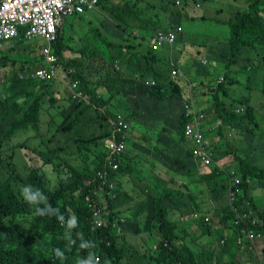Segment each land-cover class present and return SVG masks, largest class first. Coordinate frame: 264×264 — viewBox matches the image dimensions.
<instances>
[{
	"label": "trees",
	"instance_id": "trees-1",
	"mask_svg": "<svg viewBox=\"0 0 264 264\" xmlns=\"http://www.w3.org/2000/svg\"><path fill=\"white\" fill-rule=\"evenodd\" d=\"M216 1L218 5L208 10L209 3L196 6L194 0H99L102 7L108 4L121 35L114 40L107 36L97 40L100 34L96 33V40L91 36L90 41L82 42L88 35L82 37L74 28V21L83 19L85 13L72 15V20L58 27L53 45L70 82L61 87L26 77L27 72L46 67L42 57L35 54L36 50L31 52L25 46L30 43L22 41L10 50L0 49V68H11L10 75H5L7 98H0V264H77L89 251L79 247L77 233L95 242L96 247L91 251H96L100 264H215L224 261L223 254L230 257L228 264L242 260L243 256L250 260L262 256L264 264V247L240 246L235 240L239 229L251 225V220L264 231V167L248 161V151L238 153L236 149L243 144L242 139L229 137L228 133L226 137L213 135L223 133L221 124L212 133L213 154L208 156L206 164L200 165V173L198 163L189 157L190 151L182 154L181 149H177L185 147L182 114L177 126L166 128L162 124V120L177 124L181 99L189 95L188 84L195 80L199 96L209 97L211 101L213 117H219L226 125L236 124L240 131L243 126L246 134L264 129L260 101L264 90L259 85L264 74H258L264 73V53L248 51V48H264V0ZM212 15L217 26L212 29V42L199 43L192 37L191 45L183 43L184 37L193 34L181 25L182 17L198 25V21ZM178 25L181 31L172 48L158 50V54L140 49L156 30L166 31ZM76 38L84 46L83 50L79 55L66 57L65 51L76 53L69 45ZM184 47L188 52L195 50V58H208L211 65L205 68L207 75L202 76V71L193 74L186 63L189 59L184 60L185 55L188 56ZM122 52L129 56L127 70L123 71L115 66L120 56H125ZM250 54L254 55L251 60ZM240 58H246L250 64L241 65ZM215 64L220 65L224 73V80L219 83L214 75ZM140 65H143L144 75L151 71L152 85H145L141 74L139 78L131 75L135 66ZM174 70L181 76H172ZM19 72L23 77H19ZM241 80H245V86H239ZM72 81L80 95L70 90ZM229 85L242 87L248 95L232 97L227 90ZM143 99L155 101L142 102ZM154 102L157 108H146ZM46 107L49 109L44 111ZM164 108H170L171 112H165ZM126 109L130 111L121 112L125 116L122 124H113L115 114ZM133 120L137 128L132 126ZM44 128L46 130L41 131ZM150 131L158 132L159 136L153 140L146 134ZM18 132L22 139L14 138ZM38 134L46 137L33 146L30 140ZM209 135L206 132V136ZM107 138L116 143L126 142L125 153L112 152L106 145ZM160 143L178 152L174 156L180 167L175 176L182 182L176 184L174 190L160 185L161 179L149 173H145L148 179L145 178L144 187L151 184L146 193L137 181L124 186L117 180L114 173L125 176L135 168L129 162L134 147L143 153L142 160L148 165L156 163L158 152L169 153L159 147ZM147 152L153 157L144 158ZM230 153L234 155L235 166L233 200L220 206L221 212L213 220L219 227L214 229L213 223L194 217L195 225L190 227L183 215L199 214L208 207L210 199L215 201L222 197L220 194L208 197L201 182H205L211 194L227 189L226 179L231 172L217 162ZM116 161H120V167L113 170L111 166ZM131 163L134 166L133 159ZM19 185H32L44 192L65 220L76 215L79 226L72 229L75 244L68 245L63 239L66 227L55 216L33 215V209L19 195ZM112 189L116 193L109 201L112 209H109L108 219L94 224L87 203L95 202L100 194ZM140 191L143 199L133 211L130 205ZM233 208L252 209L254 213L246 212L244 222L234 228ZM174 211L181 213L180 222L172 217ZM137 222L141 225L138 229ZM230 226L233 230L224 236L223 231ZM140 231L160 241L139 249L133 245L132 237ZM213 232L225 237L224 242L219 243V251L208 238L202 237ZM54 248H60L66 259H57Z\"/></svg>",
	"mask_w": 264,
	"mask_h": 264
},
{
	"label": "clouds",
	"instance_id": "clouds-1",
	"mask_svg": "<svg viewBox=\"0 0 264 264\" xmlns=\"http://www.w3.org/2000/svg\"><path fill=\"white\" fill-rule=\"evenodd\" d=\"M21 5H16V0H0V49L3 51L10 50L11 48H14V46L19 45L20 42L30 43L31 45H25L28 47L29 51H35V54L40 55L46 64V67H40L34 71H31L29 74L26 73V77L41 80L45 83L53 82L54 85L57 84V81H60L62 84L70 83L66 76L65 71L62 68L60 62H59V56L56 52V46L53 45L56 37H57V30L58 27L64 26L65 22L69 19L72 20L74 14H88L91 11L100 10L101 16L104 17L102 21H99L98 24L92 25L91 29L86 28V21H90L91 19H85V16L83 19H76L74 21V28L78 33H81V36L84 37V35H88V37H84L82 42L84 41H90L91 36L94 40V35L96 33H99L100 36L97 38V40L102 39L106 37V35L103 33V31L100 28H111L113 32L115 30L119 31V34H116V36L121 35L120 28L117 27L113 17L110 15V9L108 7V4L105 5V7L100 6L99 0L91 1V0H59L58 3L50 2L49 0H20ZM210 0H194V4L196 6L204 5L206 3H209ZM216 5H218L217 1L212 0V8H214ZM34 19L39 21V24L35 22ZM45 23H47V28L45 29ZM179 31H181V26L178 25L176 28H172L169 30H156L153 34H151L147 40L145 41V44L142 48V50L149 49L155 53L159 50L160 52L162 50H165L168 48H172L174 46V42L178 36ZM191 36V35H190ZM192 37V36H191ZM78 38L75 39V41L70 42V47L77 50L76 53H72L71 51H65L64 55L66 57L76 56L79 55L80 52L83 50L84 46L81 42H77ZM208 43L212 42L207 41ZM199 43H206V41H201ZM37 44V46L32 45ZM126 55L125 52H122ZM158 54V53H157ZM192 56L187 57L189 60L186 61L187 64L190 63V58ZM186 60V58L184 59ZM171 61L174 63L179 64L177 60H173L171 58ZM211 65V62L208 60V58H201L199 62L200 69L197 71H193L194 73H197L199 71H202V76L207 75V72L205 71V68L209 67ZM116 67L119 66L115 65ZM17 68V67H16ZM220 68V65L215 64V71L214 75L217 77L218 83L222 82L223 79V70L220 68V72H218V69ZM19 69H17L18 71ZM193 70V69H192ZM11 68L5 67L0 68V90L3 89L4 91H0V98L3 100L7 98V93L4 89V85L6 83V77L5 75H10ZM61 72V73H60ZM140 74L144 76L143 83L145 85H152L154 83V79L151 76V71L149 70L147 74H143V65L135 66V70L131 73L135 78H139ZM179 74L181 76V73L179 71L174 70L172 72V76L176 77ZM19 77H23L24 74L19 72ZM76 81V80H73ZM71 85H69L70 90L74 91V95H80L81 92L76 90V83L73 82ZM189 88V95L185 98L181 99L180 111L178 112V118H177V124L180 120V114H182V124H183V144H185V147H178L177 149H181V153L184 154V152H187L189 150L190 152L189 157L195 162L198 163L197 168L200 173H202L200 169V165L206 164L208 162V156L212 155L213 152L211 150V144H212V133L216 131L221 124H223V132L224 136L227 135V125L219 118V117H213L212 116V104L209 99V97L202 98L199 96V89H198V82L193 80V82L188 84ZM108 96V95H107ZM106 96V97H107ZM120 98V97H119ZM150 100V99H143L142 102ZM155 101V100H150ZM241 109V108H240ZM204 110L211 111V113L206 114ZM242 111V109H241ZM125 116L121 112H117L115 114V119L113 120V124H118V119L124 120ZM117 126V125H116ZM46 128L42 129L41 131H45ZM226 130V131H225ZM259 131V130H258ZM27 132V131H26ZM206 132H209L210 135L206 136ZM264 132V130H261L258 132L259 134ZM33 132H29L28 134H32ZM255 133V132H254ZM213 135L218 136V134L214 133ZM25 136V134H24ZM46 136H39V134L32 138L30 140V143L35 146L39 142L45 139ZM14 138L22 139L20 132H18ZM113 142L112 145H110V142ZM106 145H108V148L115 152L116 154H119L123 151L125 153L127 149V143L126 142H120L116 143L110 138L106 139ZM161 144V145H160ZM158 144L159 147H163L169 151V153H159V158L155 160L156 163L153 164H145V159L143 158V153L138 152L136 148L134 147L131 151L130 155V165L131 167H135L132 170H140V176H133L131 174H127L125 176H131L135 181L140 183L142 186L141 188L144 189V191L147 192L146 189H148V186L151 184H148L144 187L145 178L148 179L145 176V173L153 174L161 179L162 182H159L160 185H168L171 189L176 188V184H180L182 182L181 179L175 176V172L177 170L178 166L176 163V158L174 154H176L175 150H173L171 147L166 146L164 143ZM137 145V143H136ZM135 145V146H136ZM213 145V144H212ZM249 146H245V144H242L240 147H238L236 150H239V154H245L248 151ZM248 148V149H247ZM250 149H255L254 147H250ZM136 156H139L136 157ZM145 156H152V154H149L148 152L144 155ZM111 158V155L108 156ZM153 157V156H152ZM131 159H133L134 166L131 163ZM234 162V155L232 153L230 154H224V156L218 160L217 165L226 166L230 172L231 175L228 179H226V187L227 189L224 190V193L227 194L228 200L226 203H229L231 200H233V190L231 189L233 184V178L234 172H235V166L233 164ZM120 167V161H116L112 164L111 169L116 170ZM139 172V171H138ZM144 172V173H143ZM115 174V175H114ZM113 175L117 178L118 176H121L119 174L121 173H114ZM198 178L202 175H197ZM175 181H173V180ZM158 182V181H157ZM175 183V184H174ZM201 186L203 189L206 190L207 195H210V191L206 189L205 182H201ZM18 191L21 199L28 204L33 209V215L34 216H55L56 219L66 227V231L64 233L63 239H65L68 243V245H73L76 243L74 239H72V229L79 226V220L76 217L75 214L70 215L67 220H65V217L59 213V209L53 207L49 201L48 197L38 188H34L32 185H19ZM105 193V195H104ZM99 195V199L94 201H89L87 203L89 211L92 213L93 217V223L94 224H102L104 221L108 219V212L109 209H112V207L109 206V201L114 199V194L116 193V190L112 189L110 191H106ZM113 193V194H112ZM141 197V196H140ZM136 197L134 198L133 202L131 203L130 207H132V210L134 211L138 204L142 201L135 202ZM135 202V203H134ZM224 203V204H226ZM134 204V205H133ZM43 205V207H41ZM203 211H206V213L201 212L199 214H195L194 212L190 213V217H194L196 219L204 220L205 222H209L213 220L216 216L220 214V210L216 211L214 207H212V203H209L208 207L204 209ZM210 211L211 213H209ZM234 215L232 217V226L235 228L236 226H241V223L244 222V217L246 216V212L249 214H253L254 211L252 209H248V211H238L236 208H233ZM145 213V212H144ZM216 214V215H215ZM145 215V214H142ZM172 217L175 218L180 222L181 213L179 211H174L172 213ZM251 225H245L242 226V228L239 229V233L235 236L236 243L238 245L242 246L243 244L249 245V247H255L262 249L264 247V231L258 229L255 225V220H251ZM141 227L140 223H136V229ZM227 233V232H226ZM230 234V233H227ZM214 235V232L211 237ZM77 237L80 239L79 247L84 250H89L86 257L79 258L77 260V264H100V259L98 257V254L96 251L92 252L91 249L96 247L95 242L91 240H85L83 238L82 233H77ZM220 235L217 236V241L212 240L211 238L209 241L212 243V246H214L219 251V243L224 242V236ZM132 240L134 242L143 244L142 250L144 246H149V243H155L159 242L158 239H153L149 235H147L145 232L135 233V235L132 237ZM152 245V244H151ZM164 246H167L165 243ZM53 254L57 259L64 260L66 259L64 252L60 248H54ZM224 255V261H220L219 263L215 264H228L229 263V256L226 254ZM247 260H240L237 262H233L230 264H244V262H247L248 264H263L262 256H255L254 260H250L247 257H245ZM233 260V259H232ZM108 264V262H106Z\"/></svg>",
	"mask_w": 264,
	"mask_h": 264
},
{
	"label": "rangeland",
	"instance_id": "rangeland-1",
	"mask_svg": "<svg viewBox=\"0 0 264 264\" xmlns=\"http://www.w3.org/2000/svg\"><path fill=\"white\" fill-rule=\"evenodd\" d=\"M214 2L216 0H213ZM190 8V7H188ZM209 9H212V0H210L209 2ZM207 10V11H208ZM85 19H91L90 21L86 22V28L87 29H91L92 25H96L98 24L99 21H102L104 19L103 16H101L100 10H95V11H91L88 14L85 15ZM33 20L35 22H37L39 24V21L34 19ZM69 22V19L67 20V23ZM181 25L183 26V28L185 29V31L192 33L193 37L196 38L197 41L201 42V41H211L212 40V29L217 28V26L214 23V18L213 15L211 17H206L205 20L203 21H198V25H196L197 23L195 22L194 24L191 22V20L187 19L186 17H182L181 21H180ZM45 29L47 28V23H45ZM103 33L108 37V39L110 40H114L116 37V34H119L120 32L115 30L113 32V30L111 28H100ZM116 33V34H115ZM248 51H254L257 54L262 55L264 53V48L263 49H258L256 48L255 50L248 48ZM118 54V53H117ZM210 56H212V53L209 54ZM251 57L249 58L250 60L253 59L252 54H250ZM120 56V54H119ZM129 58V56L126 54L125 56H120V59L118 61L119 67L121 69V71L123 70H127V59ZM132 63H134V60L129 59ZM240 64L241 65H246V64H250V62L247 61L246 58H240ZM260 66H263L262 64H260ZM244 72H246L243 69ZM218 72H220V68L218 69ZM61 73V72H60ZM264 74L263 71H260L258 74ZM57 84H59V87L63 86L62 83H60V81H57ZM245 84V80H241L239 82V86L244 85ZM259 85L263 88L264 90V77L261 78ZM245 86V85H244ZM227 90L229 91L230 95L232 97H238V96H242L245 95L247 96L248 93L247 91H244V89L242 87H237L236 85H229L227 86ZM256 97V96H255ZM258 99V97H257ZM148 101V100H146ZM150 101V100H149ZM261 101V107L262 110H264V95H263V99L260 100ZM146 108H157V102H154L153 104H151L150 106L146 107ZM49 108L46 107L44 111L48 110ZM117 111V110H116ZM128 111H130L129 109H126V112L120 111L124 114L128 113ZM164 111L167 113H170V108H164ZM44 114H50V112L46 113L44 112ZM159 116V115H158ZM166 117H168V115H166ZM132 120V119H131ZM132 126L137 128V124L136 122L133 120L131 121ZM264 123V122H262ZM162 124L166 127V128H170V127H175V124H170L169 122H167L166 120H162ZM46 125V124H45ZM251 127H253V125H251ZM228 128V135L229 137H237L236 139H242L241 143L245 144V146H249L248 148V161H252L253 163H255L256 165H259L261 167H264V132L263 133H258L261 130H255V133H248L246 134V132L244 131V128L242 126V130H238L236 124L235 125H227ZM141 132V130H140ZM147 135L151 136V138L154 140L155 138H157L159 136V133L156 131H150L149 133H146ZM25 137V136H24ZM240 137V138H239ZM177 138V137H175ZM152 141H150L148 139V141L154 143ZM250 147H254L255 149H250ZM178 153V152H176ZM214 194H220L222 195L221 199L219 200H215L214 199H210V203H212V207H214V209H216V211H218L220 209V206L223 205L224 203L227 202L228 200V196L227 194H225L224 192H220V193H210V195H208V197H212ZM207 202H209V200L206 198ZM215 234V233H214ZM216 236V235H213ZM218 236V235H217ZM212 239V238H211ZM215 241V240H214ZM152 243H149V245L151 246ZM133 245L137 246L139 249H142L143 244L137 243V242H133ZM246 257V256H245Z\"/></svg>",
	"mask_w": 264,
	"mask_h": 264
},
{
	"label": "crops",
	"instance_id": "crops-1",
	"mask_svg": "<svg viewBox=\"0 0 264 264\" xmlns=\"http://www.w3.org/2000/svg\"><path fill=\"white\" fill-rule=\"evenodd\" d=\"M192 36V35H191ZM190 35H187L186 37H184L183 38V43L184 42H186V43H188V44H190V43H193V36L191 37ZM191 45V44H190ZM184 52H187L188 53V56H186L185 55V58H187V57H189V56H192L191 58H190V61L192 62V65H191V62L189 63V66L191 67V69H193L192 68V66H196L193 70H192V72L193 71H197V70H199L200 69V67H199V62H200V59L201 58H206L205 56H200V57H198V58H195V50L194 51H192V52H188L186 49H185V47H184ZM226 131V130H225ZM223 132V131H222ZM263 133V132H262ZM218 136L219 137H225L224 136V132L223 133H221V134H218ZM132 175L133 176H140V173L137 171V170H132ZM117 180L118 181H121L122 182V184L124 185V186H126V184L128 183V182H134V183H136L135 182V180L131 177V176H123V175H121V176H118L117 177ZM142 193V191H140V192H138V193H136L135 194V197H136V201L137 202H139V201H141L142 199H143V195L141 194ZM145 193H146V191H145ZM141 196V197H140ZM135 201V202H136ZM134 202V203H135ZM134 205V204H133ZM202 212H204V213H206V211H202ZM209 213H211L210 211H208ZM190 215V213L189 214H186V215H183V217L187 220V223L189 224V226L191 227V226H194L195 225V219H193L192 217H190L189 216ZM214 220V219H213ZM213 220H211V221H209V222H207V223H213V228L214 229H217L219 226L217 225V223L216 222H213ZM233 229L231 228V226L230 227H228V228H226L224 231H223V234H224V236H227V233H231V231H232ZM227 232V233H226ZM214 235H216V236H210V235H204V236H202V237H205V238H208V240L210 239V238H212V240H215V241H217V233H215ZM242 259L243 260H247L246 258H245V256H243L242 257ZM244 264H248L247 262H244Z\"/></svg>",
	"mask_w": 264,
	"mask_h": 264
},
{
	"label": "bare ground",
	"instance_id": "bare-ground-1",
	"mask_svg": "<svg viewBox=\"0 0 264 264\" xmlns=\"http://www.w3.org/2000/svg\"><path fill=\"white\" fill-rule=\"evenodd\" d=\"M50 2H53V3H58L59 0H49ZM16 5L17 6H20L21 5V1L20 0H16Z\"/></svg>",
	"mask_w": 264,
	"mask_h": 264
},
{
	"label": "built area",
	"instance_id": "built-area-1",
	"mask_svg": "<svg viewBox=\"0 0 264 264\" xmlns=\"http://www.w3.org/2000/svg\"><path fill=\"white\" fill-rule=\"evenodd\" d=\"M91 1H96V0H91ZM122 122H123L122 119H118V124H122ZM112 144H113V142L111 141L110 145H112Z\"/></svg>",
	"mask_w": 264,
	"mask_h": 264
}]
</instances>
